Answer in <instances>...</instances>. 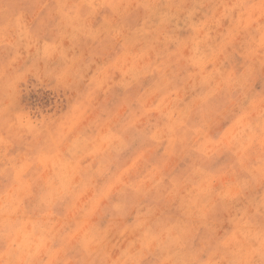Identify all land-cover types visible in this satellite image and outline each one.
Wrapping results in <instances>:
<instances>
[{"label": "rangeland", "instance_id": "rangeland-1", "mask_svg": "<svg viewBox=\"0 0 264 264\" xmlns=\"http://www.w3.org/2000/svg\"><path fill=\"white\" fill-rule=\"evenodd\" d=\"M0 264H264V0H0Z\"/></svg>", "mask_w": 264, "mask_h": 264}]
</instances>
